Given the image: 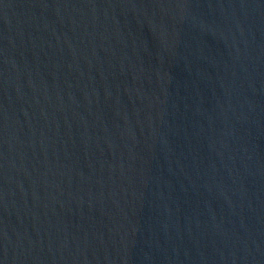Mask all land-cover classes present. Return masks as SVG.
I'll list each match as a JSON object with an SVG mask.
<instances>
[{
	"label": "water",
	"instance_id": "95a60500",
	"mask_svg": "<svg viewBox=\"0 0 264 264\" xmlns=\"http://www.w3.org/2000/svg\"><path fill=\"white\" fill-rule=\"evenodd\" d=\"M0 264H264V0H0Z\"/></svg>",
	"mask_w": 264,
	"mask_h": 264
}]
</instances>
